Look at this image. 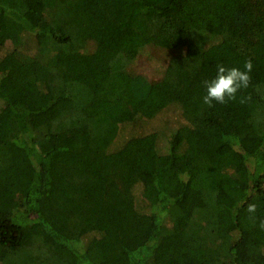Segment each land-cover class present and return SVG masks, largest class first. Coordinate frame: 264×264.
Instances as JSON below:
<instances>
[{
	"label": "trees",
	"instance_id": "trees-1",
	"mask_svg": "<svg viewBox=\"0 0 264 264\" xmlns=\"http://www.w3.org/2000/svg\"><path fill=\"white\" fill-rule=\"evenodd\" d=\"M0 264H264V0H0Z\"/></svg>",
	"mask_w": 264,
	"mask_h": 264
},
{
	"label": "rangeland",
	"instance_id": "rangeland-1",
	"mask_svg": "<svg viewBox=\"0 0 264 264\" xmlns=\"http://www.w3.org/2000/svg\"><path fill=\"white\" fill-rule=\"evenodd\" d=\"M91 9L94 10L93 5H90ZM241 18V20H239L240 22H238V25H241L242 28H247V24L246 23H242V22H247L248 17H239ZM238 18V19H239ZM231 20L230 22H226L225 24V28H229L231 26ZM223 30V29H222ZM220 31L221 34H224L225 31ZM225 35V34H224ZM168 61V57L166 55L163 54V52L161 51H153L151 52L149 49L143 51L140 56L136 59V61L134 62L132 68L135 72L137 73H142L145 77H147V79L154 81V80H158L161 76V73L163 71V69L165 68V65L167 64ZM84 68V67H79L77 66V70ZM155 125L157 124V122H155ZM154 125V124H153ZM152 126H148L144 129H139L137 131L134 132V130H127L124 132L123 137H122V143H120V147L121 145H123L127 140L131 139L132 136L135 137H142L145 136L147 134V132H149L151 130ZM176 126H178L176 124ZM250 144H247V147ZM119 147V148H120ZM129 157V159H133L132 156L130 154L127 155ZM114 179H110V181L107 182V188H109L111 190L112 183ZM113 181V182H112ZM117 186L118 183H117ZM181 205L185 208L186 210V214L187 216L190 214V211L192 210V206L194 205V197H188L185 200L181 201ZM187 223V218L185 219V221L183 222V225H185Z\"/></svg>",
	"mask_w": 264,
	"mask_h": 264
}]
</instances>
